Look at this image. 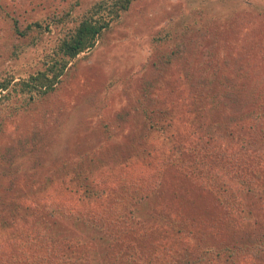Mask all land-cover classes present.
<instances>
[{
  "label": "trees",
  "instance_id": "trees-1",
  "mask_svg": "<svg viewBox=\"0 0 264 264\" xmlns=\"http://www.w3.org/2000/svg\"><path fill=\"white\" fill-rule=\"evenodd\" d=\"M138 1L99 0L77 18H72V5L49 20L29 24L20 14L14 16L20 36L40 37L52 31L53 23L63 25L65 32L44 53L41 67L0 75V132L17 114L54 95L71 64L122 23ZM69 20L74 26H66ZM169 28L155 37L158 43L173 38ZM185 35L182 43L188 46L192 42ZM256 53L235 56L245 63L230 87L231 53L222 61L213 52L200 69L185 64L182 100L162 98L158 78L145 82L143 92L133 94L132 104L118 117L142 120L143 127L124 136L128 143L107 148V159L103 146L80 152L71 164L57 168L68 170L65 175L28 178L25 189L15 188V198L7 194L12 183L5 189L0 182V264L264 263L262 221L240 244L225 239L215 249V242L204 236V231L230 232L244 208H256L249 193L258 194L264 182V51ZM174 83L167 86L170 91H177ZM177 104L185 107V122L196 125L193 140L181 138L174 128ZM155 135L164 136L168 146H155ZM28 153L14 154L10 169ZM5 156L0 150L1 170ZM233 197L235 202H228ZM196 202L211 212L193 209ZM200 217L211 227L199 228ZM136 223L140 227L134 228ZM180 237L192 240L189 248L175 247Z\"/></svg>",
  "mask_w": 264,
  "mask_h": 264
},
{
  "label": "rangeland",
  "instance_id": "rangeland-1",
  "mask_svg": "<svg viewBox=\"0 0 264 264\" xmlns=\"http://www.w3.org/2000/svg\"><path fill=\"white\" fill-rule=\"evenodd\" d=\"M97 1L0 0V75L11 71L27 74L41 67L44 53L50 52L58 37L65 32L63 25L53 23L52 31L45 30L40 37L34 33L29 37L20 36L14 29V16L20 14L22 22L29 24L49 20L52 14H62L76 5L71 14L72 18H77ZM263 5L264 0H139L122 23L108 30L96 47L82 53L71 64L54 95L38 101L27 112H20L13 121L6 122L0 132V150L6 154V160H1L5 167L4 170L0 168V182L5 189L12 183L8 197L18 196L17 192L14 193L15 188L25 189L28 178L41 179L52 174L50 176L59 179L68 170L59 172L57 168L65 163L71 164L80 152L103 146L107 159V148L111 150L128 143L124 136L141 130L142 120L136 121L133 117L124 121L118 117L132 104L133 94L143 92L141 86L145 82L158 78L162 82V88L158 90L162 98L167 95L169 100H182L185 64L203 68L213 52H217L222 61L226 53L232 55L230 75L226 78L230 87L239 75V67L245 63L244 60L237 62V56L249 52L251 57L257 51H264ZM73 21L69 20L66 26H72ZM166 27H170L173 38L160 44L155 37L162 35ZM184 33L192 42L188 46L182 43ZM167 58L169 63L165 61ZM172 81L177 91L167 88ZM146 91L149 96L152 92L149 85ZM176 106L174 128L181 138L185 136L193 140L190 134L197 130L196 125L185 122V107ZM134 115L138 117V113L134 112ZM109 131L111 135L106 133ZM154 137L158 138L153 141L155 146H168L164 136ZM25 152H29L23 157L25 161L14 163V169H10L12 156L16 153L23 156ZM260 188L258 194L249 193L248 201L256 202V208H244L241 218L234 220L230 232L204 231V236L215 242V249L220 248L225 239L232 241L231 245L233 242H247L252 230L258 228L261 221L264 224V182ZM234 199L227 200L232 203ZM198 206L203 214L211 212L201 202H196L192 208ZM202 219L196 221L199 228H206V225L210 228L209 221ZM138 225L136 223L134 228L140 227ZM176 241L180 244L175 247L183 249L189 248L192 242L182 237Z\"/></svg>",
  "mask_w": 264,
  "mask_h": 264
}]
</instances>
